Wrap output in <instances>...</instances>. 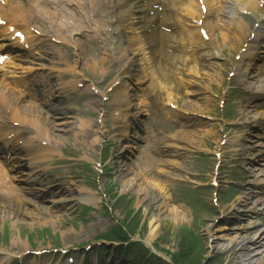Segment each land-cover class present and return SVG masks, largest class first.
Returning <instances> with one entry per match:
<instances>
[{
  "label": "rangeland",
  "instance_id": "rangeland-1",
  "mask_svg": "<svg viewBox=\"0 0 264 264\" xmlns=\"http://www.w3.org/2000/svg\"><path fill=\"white\" fill-rule=\"evenodd\" d=\"M232 5L233 3H226L225 11L220 16L221 22L214 24V27H219V41H222V33H228L226 29L230 23L233 26V23L241 22V18L245 22V18L242 17L244 13ZM114 11L115 9L111 11V15L108 13V16L104 18L103 28L100 32L92 33L89 28L87 32H83L84 34L90 33L91 37H86V34L82 35L83 39L78 43V46L55 39L50 36L51 31H43L37 26L38 23L33 22L39 43L43 47L41 51H36L33 55L36 56L41 52H43L42 55H50L47 58H50L52 63L45 62L47 66L55 65L50 72L53 82L58 80L53 71L55 68L62 69L64 65L61 63L67 64L76 60L75 70H78L80 79L87 83L77 89L75 94L66 92L67 97H72V101L77 104V108L71 113V116L69 113L67 117L69 122L64 125L67 131L54 134L56 137L69 139L74 136V133H77L76 130L80 129L79 119L88 118L93 123L95 131L102 132V137L90 151L82 139L85 137V140H89L92 131L77 135L78 140L80 139V143L77 144L69 141L65 144L59 141L58 147L61 148V153L54 155L56 159H59V162L53 165L54 169L50 171L49 175L61 182V186L65 188L66 191L61 195H57L56 190L52 197L40 201L34 195V193H40V190L30 187L32 190L25 192V200H27L25 203L9 206L4 204L3 197H0V211L19 208V205L23 210H27L34 208V204L38 206L51 204L52 206L53 202H58L56 207L50 206L49 210L51 215L59 214L62 219L56 222L55 226L36 228L24 220L19 227H16V234L19 230L20 240L27 242L26 250L33 248L51 251L54 247L65 246L69 247L70 252L72 251L77 256L78 262H80L79 258H83L82 263L86 264H89L91 260L88 259L91 257H103L107 252L115 253L113 257L117 264H238L236 260L232 261L230 252L214 250L209 247L205 229L210 225V229L215 235L217 234L219 237L228 235L229 230L217 231L224 223L227 227L234 228L229 231V237H234L237 235L236 232H246L245 228L249 225L244 213L241 215L244 209L242 205L236 206L237 214L234 211L232 213V202L239 196L237 185L245 184L242 180L245 172L236 171V156L228 150L230 144L236 143L240 131L236 126H231V122L238 121L236 116L241 111L242 94L246 90L244 80L238 74V71H241L240 65L243 60L234 58L240 52L242 45L237 44L234 50L220 47L221 57L216 58H212L214 53L208 51L207 56L202 58L203 64L207 67L199 69V73L194 77L195 90L188 91V94L178 101L181 109L197 113L204 122L200 125L183 127V132L175 137L179 141L172 142L173 148L171 149L173 150L163 158L160 174L149 175L152 178L156 177L159 183L164 180V183L169 187L171 202L186 208L191 206L190 209L195 212L191 210L193 221H190L189 225L179 226L174 231L173 227L165 222L163 226H160L158 237L149 240L147 239L149 237V221L152 214L158 213L156 205L160 204L163 199L157 200L153 199L155 196L151 198L145 196L140 207H133L135 194L128 189L124 192L121 191L123 190L121 183L115 178L118 175L115 174L118 168L116 170V168L113 169L107 165L114 156L111 154L113 146L105 143V140L111 135L109 136L107 132L110 123L108 122L109 109L106 108L103 97L111 102L114 99L118 102L117 98L123 97L118 93L120 92L119 85L118 89L117 86H114L112 90L108 87V83L123 71L120 59L116 58L118 49L128 47L131 49L128 55L137 56L135 47L128 41L126 32H121L123 28L119 25L120 20L117 19L119 16H116ZM253 20L255 17L251 18L250 24ZM115 23L118 24L115 25ZM216 35L212 36V40L216 39ZM262 62V67L259 69L260 75L264 74L263 59L260 63ZM94 66L96 67L94 68ZM230 73H234V75H229ZM128 74V72H123V75ZM262 79L264 80V77ZM126 80L129 78H124L122 86L129 84L125 83ZM257 85L260 86V84ZM87 86L106 95L102 97L100 92L92 94L93 91L86 89ZM251 86H255V84ZM191 93L195 97L190 96ZM47 100L48 98H43L45 103ZM86 100H90L89 104L86 103ZM46 105L45 117L53 122L48 121L51 125H54L57 120L51 119L50 116L56 113L60 103L53 101L49 105L47 102ZM111 108L118 109L119 105L114 102ZM76 111L77 114H74ZM153 116L159 117V114ZM208 130L211 131V134L205 135ZM78 149H81L82 153ZM219 149L221 151L217 152ZM119 150L116 146L117 154H119ZM84 154H87L91 162L82 160ZM132 167L131 170L135 173L136 162L132 164ZM214 177L215 181H212L211 179ZM79 188L97 191L100 202L96 206H91L77 201L73 197ZM154 189L160 194L158 186ZM61 198L63 201L65 200V203L57 201ZM262 199L264 200V197ZM261 205L264 206V202ZM19 211L24 214L21 209ZM226 215L228 216L226 217ZM237 219L241 222L238 223ZM10 223L9 219L0 220V254L5 251L23 253L25 249L20 241L17 244H12L15 231L12 234L9 231ZM255 223L257 222L255 221ZM258 225L260 226L259 231L262 233L261 236L264 237V210ZM122 227L123 229L126 227L127 231L121 230ZM3 228L5 229L3 230ZM115 234L120 238H115ZM101 235L104 237L101 238ZM229 237L221 239L222 244H228ZM103 239L105 241H102ZM110 239H113L114 242L108 241ZM86 244H89V248H87L89 250L84 249L83 245ZM250 246L251 249L264 250V247L258 248L254 244H250ZM150 247H153V250ZM237 248L234 247L235 250ZM112 249L115 251H111ZM150 253H155L157 256H152ZM52 254L53 252H43L35 258L29 254H23L21 261L22 264H38L53 261V259L54 261L58 260V255ZM257 260L258 264H264L263 257ZM249 264L255 263L250 261Z\"/></svg>",
  "mask_w": 264,
  "mask_h": 264
},
{
  "label": "bare ground",
  "instance_id": "bare-ground-1",
  "mask_svg": "<svg viewBox=\"0 0 264 264\" xmlns=\"http://www.w3.org/2000/svg\"><path fill=\"white\" fill-rule=\"evenodd\" d=\"M163 1V0H162ZM222 2H225L226 0H221ZM234 7H237V10H257L258 4L263 3L264 0H235ZM91 5H95L93 3V0H0V18H2L4 21H11V24H13L15 30H21L24 32V40L23 42L26 45H30L29 48H36L38 46L40 49L43 48L41 43H39V39L35 33H33V27H32V21L35 19L37 21L38 27L46 32H52L50 36L55 37V39H58L60 41L71 43L72 45L78 46V43L83 39V36L85 34L83 32H87L88 28L92 33L95 31L100 32L102 30V26L100 23L96 22V17H94L90 7ZM189 6V5H188ZM187 6V7H188ZM98 7V6H97ZM99 12V10H97ZM193 9H190V11H187L188 15H193ZM46 26H45V25ZM231 25V23H230ZM237 29H235L233 26H229L228 31H231L234 29L233 34L231 33H224L222 34L223 38L222 41L217 43V46L223 47L224 49L229 48L232 50L237 44L241 42V39L244 34L243 27L241 26V23L239 25H236ZM48 28V29H44ZM48 30V31H47ZM191 32V31H190ZM193 32V31H192ZM196 34L195 32L193 34ZM237 34V35H236ZM86 37H91L90 33L86 34ZM142 42L141 38H139ZM16 46H21L22 44L19 43L17 40L15 42ZM262 48V47H261ZM121 51V50H119ZM117 51V57L123 58L125 55V52H119ZM219 52L220 49H217ZM114 55H115V49H114ZM144 54V52H142ZM259 55V53L257 54ZM39 57V56H38ZM40 60H43V57H39L38 59H35L31 57L30 54L25 53L21 57H18L17 59H14L9 62L11 67V73L14 76L22 75L23 73L31 72L32 70H35L41 66H43V63L40 62ZM71 63V62H68ZM77 61H72L71 64H67L63 67V69L57 70L58 73L64 75L67 74L63 79V81L59 82L60 86L70 87V89H74L76 84L78 83V80L76 77L78 76L79 72L75 70ZM96 66H94L95 68ZM190 70L192 69L194 73H198L193 66H190ZM19 72V73H18ZM103 72V70H102ZM69 75V76H68ZM30 76L27 77L29 79ZM30 84H36L34 82H30ZM50 88V87H49ZM251 90H256L254 86H250ZM22 93L19 89H15V87L7 81L4 77L1 76L0 78V118L8 117L11 120L17 121L20 124H24L25 126H29L31 130H29V135L27 140L24 139L23 142L18 144L17 148L14 147L10 149L13 152H16L24 149V162L22 160H18L19 167H30L35 163H41L42 167L46 168V165L48 163L52 162H58L56 159H52L51 157L53 155H60L61 151H54L53 144L59 146L60 142H64L65 144L69 141L74 144L80 143V139L78 140L77 135L82 134V131L79 132L76 130L77 133H74V136L67 139L66 137H56L54 134L55 132H62L67 131V129L64 127L65 124H67L69 121L67 119V116L65 112L61 114V116L65 117H58L56 115H53L51 119L57 120L54 125H51L49 122L50 120H47L44 115V110L39 105H35L33 102H27L23 101L21 99ZM88 103V102H87ZM70 104H67L65 109L71 110ZM73 109L72 111H74ZM250 110L248 109H242L241 118H245V120L241 121V127L242 129H246V133L251 136L253 131H256V124H254L253 116L250 114ZM77 114V112H76ZM49 121V122H48ZM81 123L80 127L84 128L85 126L87 129L93 128V123L89 121V119L81 118L79 119ZM53 123V122H51ZM83 123V124H82ZM27 124V125H26ZM82 124V125H81ZM127 130V127L124 128ZM74 132V131H73ZM207 133L205 135L211 134V131H206ZM84 133V132H83ZM59 135V133H57ZM214 134V133H212ZM241 135H238V138H236V144H232V149H230V152H235L237 155L246 156L250 149L252 148V145L250 147H244L241 149L240 144H237V141L244 142V137H247V135H243L242 138L239 137ZM90 139L85 140L82 139L83 143L87 145L88 150L92 149V146L94 147L95 144L99 141V139L102 137L101 131H93L92 135H89ZM115 135L110 136V138L105 140L106 145L113 146V150L111 154L114 156L112 159L108 161L109 164H107L110 168H113L117 170L115 171V174H118L115 178L116 181L120 182L121 184V191H126L127 189L132 191L135 194V204L134 202L133 207L137 208L140 207V204L142 203L145 196L147 197H154L153 199L159 200L160 198L163 199L162 202L157 206V214L154 213L151 216V219L149 221V237L147 239L151 240V238L158 237L160 233V226L164 225L165 222L169 224L171 227H173L174 231L177 230V227L182 226L185 227L189 225L193 221V213H191L189 208L185 206H181L177 203L171 202V194L169 192V187L166 183H164V180H162L161 183L157 180L156 177H150L149 173L146 170H141V173L139 172H133L129 169L128 164L126 163V158L128 156L122 153L124 151H119L121 156L115 152L116 150V144H118L119 139L116 141ZM237 146L239 148H237ZM124 146H122L123 148ZM217 147V146H216ZM16 148V149H15ZM60 149V148H59ZM80 153H82L81 149H78ZM253 150V149H252ZM117 154V155H116ZM89 155V154H88ZM19 156L13 155L11 158H17ZM20 158V157H19ZM123 159H125L123 161ZM83 161H89V157L87 154H84L82 157ZM149 162V159H148ZM147 165V164H146ZM145 165V166H146ZM251 166L254 167L253 164L250 163ZM105 166V165H104ZM148 169V167H145ZM163 168V167H162ZM160 169H157V173L160 174ZM2 179H6V175L3 173L4 170H0ZM133 172V173H132ZM28 173V174H27ZM32 172H26L25 173V181L28 180L30 177H32ZM41 179L47 181V179L44 176H40V174L37 175ZM29 177V178H28ZM248 177L253 178L257 180L258 175L256 172H249ZM165 179V177H164ZM147 181V182H145ZM148 183V184H147ZM7 184V193L4 194V197L6 198V203L9 204V206H15L18 203H25L26 200L18 194V192L14 189L13 186ZM259 184V183H258ZM257 185V184H256ZM158 186L160 189V194L155 192V187ZM264 189V183L262 184ZM120 187V186H119ZM60 188L59 192H65V188L61 186V184L58 186ZM262 193L263 190H260ZM240 194V196H244ZM259 192L257 193V195ZM75 198L77 201L82 202L84 204H88L91 206H96L100 202V197L97 191H90V190H82L78 189L76 192ZM62 199V200H61ZM57 201L64 202L63 198H61ZM71 199V198H70ZM58 202H53L52 206L56 207ZM233 208L232 213L236 212L237 214V208L236 205H242L244 207L241 215H243L244 212H248L249 214H257V210H254L256 208V205L258 203V200L254 198L253 201L248 202V199L245 198L243 200V197H237L233 202ZM33 204V202H32ZM56 205V206H55ZM34 208L23 210V208L19 205V208H10L8 211L3 210L0 211V220L6 221V219L10 220V225L8 226L10 228L11 234L15 231V234H13V240L12 244H17L18 241H20V244H23L22 247L25 249L27 248V242L20 240L21 236L19 234H16V227H19L21 222L24 220L28 221V224L35 226L36 228L40 227H48V226H55L56 222L61 221V217L59 214L51 215V211H49L51 208V204L46 206H38L34 204ZM51 206V207H52ZM132 207V208H133ZM22 210L24 212L20 213L19 210ZM153 209H156L153 207ZM194 211V210H193ZM192 211V212H193ZM195 212V211H194ZM231 213V212H230ZM21 214V215H19ZM37 214V215H36ZM228 215H226L227 217ZM247 216V215H246ZM238 218V217H237ZM223 220V219H221ZM240 220V219H239ZM251 220V221H250ZM221 222V221H220ZM223 222V221H222ZM237 222L240 223L237 219ZM245 223V222H244ZM247 223L249 224L247 228V231L244 233H237L234 237H229V231L234 228L227 227L224 223L222 224V227L218 228L217 231H228V235H222L217 236L214 232L211 231L210 225L209 228L207 227L206 230V236L208 237L209 247L214 250L224 251V252H230L231 259L236 260L238 264H249L250 261H253L255 264H258L257 259H261V257L264 258V250L259 251L257 248L256 250L253 248L251 249L250 244H254V246L258 248L264 247V237L261 236V232L259 231L258 226L253 221V217H250V219L247 220ZM241 228V227H238ZM237 228V229H238ZM5 228H3L4 230ZM16 235V236H15ZM101 238L104 237V235L100 236ZM228 238V244H222L220 241L223 238ZM99 238V237H98ZM107 240V239H106ZM100 241V239H99ZM102 241H105L104 239ZM110 242H114L113 239L108 240ZM139 245V244H138ZM85 249L89 247V244L83 245ZM140 246V245H139ZM142 247V246H140ZM234 247H238L236 250ZM61 248H67L65 246ZM55 249L57 252H61L63 249ZM144 249V247H142ZM153 250V247H150ZM146 249V248H145ZM89 250V249H87ZM111 251H115V249H112ZM7 253V252H6ZM62 253V252H61ZM70 253V252H69ZM156 254H159L155 252ZM155 253H150L152 256H157ZM115 253L113 252H107L102 257H91V260L89 264H117L115 261L114 256ZM5 256H8V254H4ZM75 255V254H74ZM73 252L70 253V258H72V261H77V256H74ZM59 258L56 262L48 261L46 264H69L70 260L68 261V257L65 258V260L61 261V254H59ZM242 257V258H241ZM79 260H84L83 258H79ZM248 261V262H247ZM78 262V261H77ZM82 263V262H79Z\"/></svg>",
  "mask_w": 264,
  "mask_h": 264
}]
</instances>
